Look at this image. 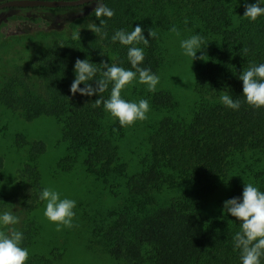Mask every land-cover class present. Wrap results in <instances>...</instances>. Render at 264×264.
Returning a JSON list of instances; mask_svg holds the SVG:
<instances>
[{"label": "trees", "instance_id": "1", "mask_svg": "<svg viewBox=\"0 0 264 264\" xmlns=\"http://www.w3.org/2000/svg\"><path fill=\"white\" fill-rule=\"evenodd\" d=\"M114 11L111 18L95 16V2L76 7L48 8L68 12L89 7L92 24L100 26L107 37L92 31L59 46L35 54V68L47 86L45 97H38L11 78L0 84V104L19 112L26 121L51 117L61 125V141L66 154L55 167L71 171L83 156L87 175L100 181L121 205L113 220L98 228L95 239L112 259L124 264H242L240 250L233 237L240 231V221L223 206L215 213H203L208 198L222 187L229 188L226 200L240 197L244 184L252 183L264 191V169L249 170L236 176V163L248 154L264 159V108L249 106L238 78L250 65L264 63V15L254 22L245 18L232 26L233 11L224 0H103ZM264 7V2H261ZM185 13L208 36L218 40L207 60L196 67L193 86L197 104L189 119L165 114L176 106L167 91L149 94L150 105L164 115L147 138L148 152L140 169L127 175V165L118 155L117 141L123 126L110 121L103 104L94 107L100 97L110 98L111 83L104 93L72 95L74 65L79 58L89 59L99 69L101 62L133 70L128 60L129 47L144 50L142 68L157 74L163 52L157 32L172 26V17ZM137 25L144 29L148 46L143 43L125 46L111 37L118 30L131 32ZM63 46V47H61ZM247 48V54L241 49ZM100 78L97 72L95 79ZM95 87V81H90ZM85 87L84 84L80 85ZM229 94L241 102L238 110L222 104L220 97ZM18 145L25 144L22 136ZM45 152L41 141L28 145L27 160L19 174L20 207L30 213L42 201L43 190L39 158ZM239 163V162H238ZM3 159L0 156V171ZM238 166V165H237ZM235 176L236 178H232ZM238 177V178H237ZM123 180V182H120ZM1 183V177H0ZM225 200V201H226ZM21 247L26 248L38 235L37 224L28 221ZM26 264H53L51 259L32 255ZM264 264V258L261 260Z\"/></svg>", "mask_w": 264, "mask_h": 264}, {"label": "rangeland", "instance_id": "2", "mask_svg": "<svg viewBox=\"0 0 264 264\" xmlns=\"http://www.w3.org/2000/svg\"><path fill=\"white\" fill-rule=\"evenodd\" d=\"M3 1L6 0H0ZM224 1L233 11V27L245 19V3L256 2ZM91 9L83 7L68 12L50 11L46 7L0 10V84L5 78H11L21 88L38 97H45L47 86L35 68V54L44 48L59 46L72 40L76 33H89L92 25L89 13ZM173 26L180 32L179 36L170 31ZM157 33L163 59L156 74L159 76L156 91L169 92L176 103L175 108L165 114L187 120L197 104L193 90L196 67L207 60L211 50L218 45V40L204 33L192 19L181 12L172 17V26L168 30ZM195 34L204 38L206 47L198 51L197 59L192 61L190 57L183 55L180 42ZM202 55L205 56L204 59L199 58ZM150 93L147 85L140 84L137 78V81L122 90L121 97L128 102H139L141 99L149 102ZM149 106L147 119L123 127L122 136L116 143L118 155L127 165V175L140 169V162L148 152L147 138L164 115L150 103ZM115 119L110 118V121ZM18 136L24 138L25 144L18 145ZM33 141H41L45 145V152L39 158L42 187L55 189L60 193L61 199L76 201L71 228L56 230V224L44 215L45 201L30 213L20 207L19 174L27 160L28 145ZM65 154L66 144L61 141V125L55 119L40 117L26 121L18 111L13 112L0 104V156L3 159L0 171V215L5 211L16 215L19 223L14 227L21 232L25 230L28 221L37 224L38 235L26 247L29 257L44 256L51 259L53 264H124L109 257L94 237L98 228L113 220V212L121 205L120 197L113 196L104 184L84 172L83 156L71 171L58 172L55 164ZM260 159L256 154H248L239 159L235 167L236 176H247L249 170L256 172V169H264V159L257 162ZM228 194L229 188L225 186L213 193L208 198L203 213H215L223 206ZM0 230L6 231L2 226Z\"/></svg>", "mask_w": 264, "mask_h": 264}, {"label": "clouds", "instance_id": "3", "mask_svg": "<svg viewBox=\"0 0 264 264\" xmlns=\"http://www.w3.org/2000/svg\"><path fill=\"white\" fill-rule=\"evenodd\" d=\"M95 4L93 11L98 19L114 16V11L108 8L103 0H95ZM262 15H264V7L261 6V0L251 4L245 3L243 17L254 22ZM185 23H187L186 20ZM105 25L106 21L101 19L100 26L92 24L89 29L96 35L107 37V32L102 30ZM170 31L177 36L180 35L175 26ZM148 36L157 38L158 33L153 28H149ZM73 39H80V33L74 34ZM111 39L125 46L140 43L148 46L149 44V39L145 38L144 29L140 25L131 32L118 30ZM180 47L183 55L190 57L193 61L197 59V52L202 51L206 46H204V38L195 34L181 40ZM241 51L247 54L248 49L242 48ZM127 55L135 71L106 62H101L102 67L98 69L89 59L78 58L74 65L75 79L70 86L72 95L79 93L82 96L91 97L104 93L111 83L110 98L105 100L100 97L94 101L93 106L99 107L103 104L105 111L116 118L123 127L146 120L150 106L146 99H141L139 102H128L122 99V90L137 81V78L140 84L147 85V90L153 93L159 83V76L152 73L151 69L140 67L144 60L142 48L129 47ZM199 58L204 59L205 56L202 55ZM97 72H100L99 79H95ZM238 78L243 82L242 95L246 103L255 109L264 108V63L250 65ZM90 81H95V87ZM81 84L85 87L81 88ZM220 100L230 109L238 110L241 107L240 100H234L229 94L222 95ZM39 198L46 202L44 215L50 222L56 224L57 231L73 227L75 217L73 209L76 207V201L68 198L61 199L60 193L51 187L43 188ZM223 212H227L240 221V231L236 232L233 241L234 248L240 250L242 264H261L264 258V191L259 190L252 183L244 184L242 199L234 197L224 201ZM18 223L19 218L11 212L5 211L0 215V226L6 229V231L0 230V264H26L29 259L28 249L21 247L23 233L14 227Z\"/></svg>", "mask_w": 264, "mask_h": 264}, {"label": "water", "instance_id": "4", "mask_svg": "<svg viewBox=\"0 0 264 264\" xmlns=\"http://www.w3.org/2000/svg\"><path fill=\"white\" fill-rule=\"evenodd\" d=\"M95 2V0H6L0 2V10L4 8H60L76 7Z\"/></svg>", "mask_w": 264, "mask_h": 264}, {"label": "flooded vegetation", "instance_id": "5", "mask_svg": "<svg viewBox=\"0 0 264 264\" xmlns=\"http://www.w3.org/2000/svg\"><path fill=\"white\" fill-rule=\"evenodd\" d=\"M5 9V8H4ZM2 10V9H1Z\"/></svg>", "mask_w": 264, "mask_h": 264}]
</instances>
